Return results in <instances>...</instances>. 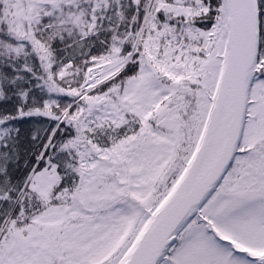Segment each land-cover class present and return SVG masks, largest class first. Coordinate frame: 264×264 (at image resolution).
Masks as SVG:
<instances>
[{"label": "snow or ice", "instance_id": "1", "mask_svg": "<svg viewBox=\"0 0 264 264\" xmlns=\"http://www.w3.org/2000/svg\"><path fill=\"white\" fill-rule=\"evenodd\" d=\"M0 264H264V0H0Z\"/></svg>", "mask_w": 264, "mask_h": 264}]
</instances>
